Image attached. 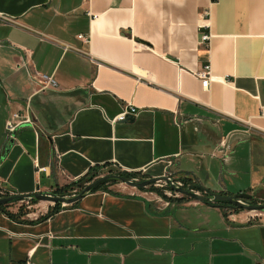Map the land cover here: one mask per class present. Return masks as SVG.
Returning a JSON list of instances; mask_svg holds the SVG:
<instances>
[{"label":"crops","instance_id":"0c3cea01","mask_svg":"<svg viewBox=\"0 0 264 264\" xmlns=\"http://www.w3.org/2000/svg\"><path fill=\"white\" fill-rule=\"evenodd\" d=\"M128 105L138 113L114 121ZM14 113L33 122L0 161L7 191L51 193L117 167L258 198L264 0H0V159ZM128 188L89 192L43 219L0 208V264L264 263V212L169 206Z\"/></svg>","mask_w":264,"mask_h":264},{"label":"water","instance_id":"95a60500","mask_svg":"<svg viewBox=\"0 0 264 264\" xmlns=\"http://www.w3.org/2000/svg\"><path fill=\"white\" fill-rule=\"evenodd\" d=\"M14 144V137L10 139L4 155L1 157L0 161H2L5 156L9 153L11 147ZM115 179L118 181H121L123 183H126L127 185L135 188H146L152 184H155L159 181H168V177H152V178H147L143 181H139L136 179H130L128 177H125L120 174L116 173H111L107 175H103L98 177L97 179L93 180L92 182L88 183L87 185L84 186V188L76 195L68 197V196H58V195H53L51 193H44L42 192L39 188L35 193L32 194H21V193H16L13 195H9L6 197H3L0 199V206L1 205H7L10 203H13L14 201L17 200H23L28 197H34L38 200H46L50 201L53 203H62V204H74L75 202L79 201L81 198H83L87 193L91 192L94 187H96L98 184L107 181ZM173 189L177 190L178 192L192 198L195 200H198L200 202H206V203H216L218 202L219 205H223L222 203L228 202L231 205L238 207V208H244L248 211H259V212H264V203H251L250 201L253 199V195L248 193V192H243V193H238V194H222L219 192L215 191H208L207 195H201L198 194L194 191H191L187 188H182V187H173Z\"/></svg>","mask_w":264,"mask_h":264},{"label":"rangeland","instance_id":"374dc122","mask_svg":"<svg viewBox=\"0 0 264 264\" xmlns=\"http://www.w3.org/2000/svg\"><path fill=\"white\" fill-rule=\"evenodd\" d=\"M98 176L95 178L97 179L100 176L103 175H107V174H111V172L118 174V172H120L121 170L117 167H113V168H100V169H96ZM171 174V173H170ZM172 177H174V175L171 174ZM81 179V178H79ZM79 179H74V180H68L66 185H70L76 181H78ZM94 179V180H95ZM132 179H136V180H145L147 178H132ZM179 180H181L182 182L189 184L191 187H193L194 189L197 187L195 185H193V183L189 182L188 180H185L184 178H178ZM92 182V181H91ZM90 182H83V186L87 185ZM65 184L62 186H58L55 190H53L51 192V194L53 195H58L61 196V194H65L68 197L74 196L76 194H78L82 188H80L79 186H75L69 190H65V191H61V193H57V189L58 188H63L64 186H66ZM188 185V186H189ZM107 188H111L113 190H118L120 188L122 189H130L126 183H123L121 181H117V182H110L107 184L106 186ZM145 192H147L149 194V196L153 197L157 202L164 204V205H178V204H182L185 203L186 200H190V198L185 197L186 195L174 190L170 184H166L165 182H160L157 184H152L146 188L143 189ZM200 191V190H199ZM198 191V192H199ZM3 192H6L5 190H3L1 188V184H0V194L2 195ZM199 193L205 194L203 191H200ZM6 195L11 194L10 191L5 193ZM4 195V196H6ZM259 197L264 198V193L263 195H259L258 194V198H254V200L256 201V203H260L264 201L262 199H259ZM31 201V202H30ZM57 203H53L50 201H46V200H38L34 197H28L25 198L23 200H19L17 202H13L12 204H10L8 206V211L10 213H13L15 216L19 217V218H27L28 216H30V214H32V217L35 218H42L44 216H46L51 210H53L56 207ZM64 205V204H62ZM238 210H246L244 208H240ZM253 213H263V212H259V211H252Z\"/></svg>","mask_w":264,"mask_h":264},{"label":"built area","instance_id":"2783aa9c","mask_svg":"<svg viewBox=\"0 0 264 264\" xmlns=\"http://www.w3.org/2000/svg\"><path fill=\"white\" fill-rule=\"evenodd\" d=\"M79 38L82 39L83 41H86V42H89V39H90L88 36L82 35V34L79 35ZM210 38H211V34L210 33L203 34L202 35V43L209 41ZM211 72H212V67H211L210 64L205 65L201 70H199L197 72V76L201 79L202 85L204 87H208L209 83L212 80ZM41 80L43 81L44 85H46V86H56L57 85V82H56V80L53 77L41 76ZM137 113H138V110L135 107H130L129 105L125 106L124 110L114 119V121H119V122L120 121H124V120H126V118H127V116L129 114H137ZM32 122H33V120H32V117L30 115L22 116L19 113H14L12 119H9L7 121L8 140H10L11 138L14 137V132H15V130L18 127H20V126H22L24 124H31ZM166 176L168 177V181L164 180L163 182H165L166 184H170L172 188L174 186L175 187H182V188H187V189H189L191 191H194V192H196L198 194H201V195H207L208 194V193H206L204 191L203 192L205 194L199 193L202 190L197 187L196 181H189L188 180L189 182L193 183V185H195L197 187V189H199L200 191L196 190V188L194 189L189 184H186V183L182 182L178 178L172 177L171 174H168ZM160 182H162V181H159L157 183H160ZM157 183H155V184H157ZM1 188L3 190H5L6 192H3L2 195L0 194V199L3 198V197L9 196V195L16 194L15 192H11L10 191L11 194L6 195L5 193H7L9 191H7L2 186H1ZM4 195H6V196H4ZM27 264H33V262L32 261H28ZM259 264H264V263H259Z\"/></svg>","mask_w":264,"mask_h":264},{"label":"trees","instance_id":"16d2710c","mask_svg":"<svg viewBox=\"0 0 264 264\" xmlns=\"http://www.w3.org/2000/svg\"><path fill=\"white\" fill-rule=\"evenodd\" d=\"M111 173H113V172H111ZM118 174L123 175L125 177H128L130 179H132V178H140V179L146 178L141 171L129 172V171H123V170H121L120 172H118ZM97 176H98V174H97L96 169H93V171L88 172L86 175H84L83 177H81V179H79L78 181H76V182H74V183H72L70 185H66L63 188H58L57 189V193H61V191L69 190V189H71V188H73L75 186H79L80 188L83 189L84 188L83 182H91ZM117 181L118 180H115V179H111V180L104 181V182L98 184L96 187H94L91 192H95V191L101 190V189H107L106 186H107L108 183H110V182H117ZM141 181H143V180H141ZM142 189H144V188H142ZM61 196H66V195L65 194H61ZM185 197L190 198L188 196H185ZM17 201H19V200H17ZM17 201H14V202H17ZM250 202L251 203H256V201L254 199H252ZM216 203H218V202H216ZM10 204H12V203H10ZM10 204L1 205L0 208L2 210H4L10 217L16 219V216L13 213H10L8 211V206ZM222 204H223V207H226L227 206V207H232V208L233 207L234 208H238V207H235V206L231 205L228 202H225V203H222ZM61 207H62V203H57L56 207L53 210H51L46 216H44V217H42L40 219L47 218V217L51 216L52 214L58 212L61 209ZM238 209H240V208H238Z\"/></svg>","mask_w":264,"mask_h":264},{"label":"flooded vegetation","instance_id":"af4514ba","mask_svg":"<svg viewBox=\"0 0 264 264\" xmlns=\"http://www.w3.org/2000/svg\"><path fill=\"white\" fill-rule=\"evenodd\" d=\"M255 197L253 196V199H254Z\"/></svg>","mask_w":264,"mask_h":264},{"label":"bare ground","instance_id":"6f19581e","mask_svg":"<svg viewBox=\"0 0 264 264\" xmlns=\"http://www.w3.org/2000/svg\"><path fill=\"white\" fill-rule=\"evenodd\" d=\"M31 202V201H30Z\"/></svg>","mask_w":264,"mask_h":264}]
</instances>
